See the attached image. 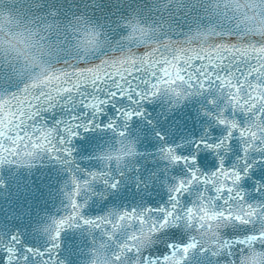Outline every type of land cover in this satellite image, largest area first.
<instances>
[{
    "label": "snow or ice",
    "instance_id": "obj_1",
    "mask_svg": "<svg viewBox=\"0 0 264 264\" xmlns=\"http://www.w3.org/2000/svg\"><path fill=\"white\" fill-rule=\"evenodd\" d=\"M26 22L81 37L77 51L106 45L111 54L98 61L65 59L59 68L41 65L38 73L31 64H9L0 72V166L33 168L47 160L68 174L61 186L66 214L33 227L46 234L44 245L30 246L19 231L0 229V264H68L65 231L99 230L111 238L125 226L134 230L111 256L100 244L92 264H189L194 251L205 264H264V0H0V30ZM34 35L30 29V41ZM148 40L153 45L143 54L132 50ZM162 95L171 107L207 97L202 115L212 123L186 142L190 150L181 152L184 143L168 144L155 133L164 142L160 158L183 166V177L164 181L167 200L159 207L106 206L85 214L92 201L107 200L121 187L125 158L138 154L135 141L126 139L130 122L145 118L143 105ZM90 131L121 138L119 150L91 157L103 162L100 169L81 167L73 156V140ZM201 149L217 157L211 171L202 170ZM228 155L235 157L230 166ZM256 174L249 190L245 183ZM132 179L139 191L160 177L153 172ZM194 185L203 191L189 206L186 194ZM160 245L164 251L157 254Z\"/></svg>",
    "mask_w": 264,
    "mask_h": 264
},
{
    "label": "water",
    "instance_id": "obj_2",
    "mask_svg": "<svg viewBox=\"0 0 264 264\" xmlns=\"http://www.w3.org/2000/svg\"><path fill=\"white\" fill-rule=\"evenodd\" d=\"M181 24L183 31L187 25L183 24V21ZM143 51L144 49H141L140 53L143 54ZM171 103L166 95H162L143 105L146 117L134 119L130 122L128 129L126 139L135 141L138 154L135 157L125 158L122 168L127 175L126 178L122 179L118 190L108 195L107 200L97 198L92 201L89 208L85 210V214L94 216L106 206L132 207L142 203L145 206L159 207L166 202L167 190L164 181L172 184L174 178L183 177L184 169L183 166H172L162 160L160 158L162 153L158 149L162 143L166 142L172 145L184 143L185 148L180 151L190 150L191 145L186 142L192 138H198L212 123L210 119L202 115V108L208 107L206 96H193L175 107H171ZM148 121L152 123L149 124ZM157 131L165 136L164 142L155 135ZM222 134L223 129L218 128L216 135ZM120 139L107 132L81 133L73 140V156L81 167L100 169L103 167V162L91 157L101 152L117 151L121 146ZM238 144L239 141L233 142L234 149L238 147ZM234 159L233 155H228L226 166H230ZM216 160L214 153L201 149L199 163L202 170L211 171L210 165ZM6 166L8 165L0 166V181L4 183V187L0 188V203L3 204L2 208L0 207V229L19 231L28 245L43 246L46 234L42 231H33V227L39 228L44 224H50L51 217L66 214L65 197L61 186L68 179V174L62 171L60 165L52 162H44L33 168ZM112 166H115L114 163ZM129 168L132 171L128 173ZM137 168L140 170L139 173L136 172ZM153 172L159 175L160 180L154 181L147 188L141 186L138 191L132 178L137 174L144 176ZM258 178V174L254 175L245 183V187L249 190L253 188L254 180ZM94 188L98 192L103 191L102 184L94 185ZM67 190H71L70 183ZM202 191L203 186L194 185L186 194L192 201L189 206L199 203V193ZM132 230H134L132 226H125L124 230H117L111 238L99 230H93L91 234L86 229L67 230L61 236L62 256L68 264H92L100 244L107 245L103 251L111 256L116 249V244ZM176 238L186 239V236L177 233ZM197 239L201 237L197 236ZM155 251L160 254L164 251V246L160 245ZM189 264H205V261L198 251H194L190 253Z\"/></svg>",
    "mask_w": 264,
    "mask_h": 264
},
{
    "label": "clouds",
    "instance_id": "obj_3",
    "mask_svg": "<svg viewBox=\"0 0 264 264\" xmlns=\"http://www.w3.org/2000/svg\"><path fill=\"white\" fill-rule=\"evenodd\" d=\"M151 2L152 0H136V3L141 5ZM30 29L35 32L31 41L29 40ZM39 29L37 30L36 24H28L26 22V26L16 28L4 27L3 30H0V72L7 70L9 64L19 69H26L31 64V71L38 73L40 72L41 65L59 68L64 66L65 59L75 63L77 62V57L83 60L86 55L88 60L98 61V58L104 59L106 55L111 54V50L106 45H102L98 49L89 47L87 53L83 49L77 51L76 45L81 37H74L71 33L65 34L63 31H44L43 25H40ZM98 31L101 32L102 39V30ZM183 31L187 32L188 27ZM18 33H22V35H17ZM261 39L259 36L255 37L256 41H260ZM26 44L29 46L25 47ZM152 45L153 41L148 40L146 44H141L139 47L132 45V50L137 55H141V49L151 47ZM13 46L19 48V52L14 51ZM57 49L59 50L57 51ZM21 87H23V84H21ZM167 98L170 100L168 96ZM44 162L49 161L36 160L35 166L41 165Z\"/></svg>",
    "mask_w": 264,
    "mask_h": 264
}]
</instances>
